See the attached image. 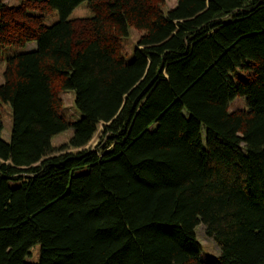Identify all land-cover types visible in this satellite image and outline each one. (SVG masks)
I'll use <instances>...</instances> for the list:
<instances>
[{"label": "trees", "instance_id": "1", "mask_svg": "<svg viewBox=\"0 0 264 264\" xmlns=\"http://www.w3.org/2000/svg\"><path fill=\"white\" fill-rule=\"evenodd\" d=\"M166 1L0 0V264H264V0Z\"/></svg>", "mask_w": 264, "mask_h": 264}, {"label": "rangeland", "instance_id": "2", "mask_svg": "<svg viewBox=\"0 0 264 264\" xmlns=\"http://www.w3.org/2000/svg\"><path fill=\"white\" fill-rule=\"evenodd\" d=\"M3 2L10 4V5H16L19 3V0H2ZM174 0H167L166 6L171 7L174 4ZM90 10L85 6V3L82 2L79 4L69 15V18L71 17H84L90 15ZM55 19H57V13L50 12L47 13V17L45 19V24L49 25L52 23ZM142 34V31L130 28L129 35L124 38V40L121 41V51L122 54L126 59H129L134 51L135 43L139 36ZM35 43H27L25 46H7L2 50L0 53V83L3 82L2 72L5 66V56L9 53L14 52H20L24 51L26 49H29L30 47H34ZM59 100L61 103L60 111L63 114V116L70 121H73L79 116V113L77 112V109L74 105V94L71 91H59L58 92ZM245 108V102L243 98L236 97L233 101L229 104V111L232 110H240ZM1 111V121L3 124V129L1 131V138L5 141H8L10 138V132H11V125H12V113L10 111L9 106L2 104L0 107ZM101 126L98 127L96 133L92 137V139L89 141V143L85 147L89 148H95L96 146H103V143L105 142V138L102 139L101 135ZM72 134V129L68 128L56 135H54L51 139V144L54 147V150L56 153L59 151V147L62 145H65L70 136ZM65 151H75L74 149H66L62 150L61 152ZM60 152V151H59ZM196 238L200 244L201 250H200V256L202 259H208L210 257L217 256L219 254V248L215 244L212 238L208 237L205 234L204 226L202 224H199L195 228ZM39 246L36 245L31 248V257L27 258L29 261H36L37 259V253H38Z\"/></svg>", "mask_w": 264, "mask_h": 264}]
</instances>
